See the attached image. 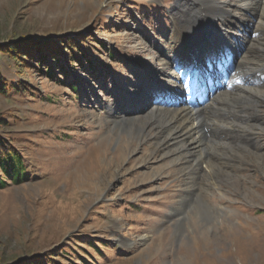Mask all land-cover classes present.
Instances as JSON below:
<instances>
[{
	"label": "rangeland",
	"instance_id": "obj_1",
	"mask_svg": "<svg viewBox=\"0 0 264 264\" xmlns=\"http://www.w3.org/2000/svg\"><path fill=\"white\" fill-rule=\"evenodd\" d=\"M205 4L0 0V47L21 39L55 47L43 48L53 78L32 58L0 53L8 83L27 87L0 94V136L13 142L30 175L0 189V264L32 258L42 264H264L261 23H246L242 50H250L239 65L224 54L228 37L219 46L221 60L234 66L227 87L204 100L199 153L221 161L210 174L212 189L180 188L177 166L150 160L154 142L142 141L128 123L115 128L112 120L149 115L160 91L176 93L170 80L175 20L182 12L190 23L193 13L209 18ZM185 7L195 8L188 14ZM207 21L201 36L225 28L226 21ZM196 23L186 43L205 58V74L210 34L188 45ZM214 68L210 74L219 78L221 68ZM201 89L194 95L200 103ZM198 181L201 186L203 177Z\"/></svg>",
	"mask_w": 264,
	"mask_h": 264
},
{
	"label": "bare ground",
	"instance_id": "obj_2",
	"mask_svg": "<svg viewBox=\"0 0 264 264\" xmlns=\"http://www.w3.org/2000/svg\"><path fill=\"white\" fill-rule=\"evenodd\" d=\"M203 3H206L205 5L207 7H205L209 12V18L207 17V19L212 18L222 22L226 21L223 24L225 28L221 30L220 33L217 32V26L213 29L212 27L207 29L210 34L209 43L211 47V57L207 62L211 63V65L208 64L206 73L203 74L201 72L206 61H201L199 58L200 53H198L197 48L189 49L186 43L187 36H185V33L192 27L194 21L206 23L208 21L204 19L201 14L198 15L193 13L191 16L193 20L190 23V21H188L189 17H185L186 14L182 12L180 15L181 19L175 20L176 31H174L173 43L171 46L174 57L171 58L170 63L172 70L170 72V80L176 87V93L167 90L163 92L160 91V96L156 97L154 110L144 117L134 116L132 118L124 117V119L119 117L117 119V116H113L116 111L114 108L109 106L108 111H110L113 116L112 118H116L112 119L115 121V128L125 129V123H128L130 131H135V128H137L136 132L142 141L154 142L155 147L150 152L151 161L160 160L161 164L166 161L177 166L176 174L179 173V178H183L180 188L193 189L199 186L201 188L205 187L207 190L210 188L212 189L211 185L213 183L210 177L212 169L214 167H219L221 161L218 156H214L213 154L207 155L208 152H204L203 157L201 155L202 153H199L202 152L200 147L203 145V127H205L203 124L205 122L204 117L208 104H206L205 101L200 103V99L195 98L194 95L202 88V94L207 95V98H209L212 92L216 93L218 87L221 85H223L222 88L227 87L225 83L221 82V76L218 78L215 77L213 73L210 74V69H213L215 66L214 69H216L218 66L224 70L229 67L227 61L234 62V58H236L235 63L239 65L242 57L247 56L246 54L250 48L242 50V48H245V40H247L245 32H247L248 26L252 22H256L257 24L261 23L264 26V0H203ZM233 7L237 12L232 10ZM194 8L195 7H185L184 10L188 9L189 14L193 12ZM178 20H180L179 23H177ZM177 28H179V31H177ZM204 32H202L203 36H201L200 33L191 32L192 39L191 41L189 40L188 45L194 44L193 42L198 39L204 42ZM225 38L228 47L225 48L224 54L228 56V60L224 62L220 58L219 46L225 43ZM260 41H264V39L262 38ZM191 62H193L194 65L191 66ZM167 65H169V63ZM197 67L200 69L198 73L195 74ZM214 71L215 70H213V72ZM199 73H201L202 76H200ZM201 79L202 81H200ZM200 82H202V84ZM218 128L222 129V127ZM146 130L147 133L143 134V131ZM224 133H226V131H224ZM177 146L180 147V149H177ZM141 164L143 167L149 165L147 161H143ZM226 165L229 166L228 164ZM201 177H203V181L200 186L197 182H199L198 180Z\"/></svg>",
	"mask_w": 264,
	"mask_h": 264
},
{
	"label": "trees",
	"instance_id": "obj_3",
	"mask_svg": "<svg viewBox=\"0 0 264 264\" xmlns=\"http://www.w3.org/2000/svg\"><path fill=\"white\" fill-rule=\"evenodd\" d=\"M65 42L70 45L72 44V42L69 40H66L63 43L65 44ZM52 47L54 46L50 43L39 46L36 42H33L31 40L23 41L21 39L14 42L13 44L0 47V53L6 54L10 58H16L18 60H24V58H32L34 59V64L37 68L40 67L41 70L44 69L45 75L47 77L53 78L55 74L53 72V69L47 64V60L45 58L46 56L43 50V48H46V52ZM58 61V59H54V63H57ZM61 71H64L63 67H61ZM71 87L72 90H75V88H73V85H71ZM26 90L27 87H25V84L21 83L20 85H18V88L13 84H9L6 77L0 72V94L8 95L11 91L21 92ZM1 123H3V120L0 117V124ZM29 176V171L23 161V156L14 147L13 142L11 140H8L7 138L0 136V189H3L6 186V181L8 180L11 183H20L23 181H29ZM30 264L42 263L37 258H32Z\"/></svg>",
	"mask_w": 264,
	"mask_h": 264
}]
</instances>
